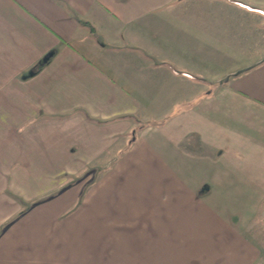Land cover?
Returning <instances> with one entry per match:
<instances>
[{
  "label": "crops",
  "instance_id": "obj_1",
  "mask_svg": "<svg viewBox=\"0 0 264 264\" xmlns=\"http://www.w3.org/2000/svg\"><path fill=\"white\" fill-rule=\"evenodd\" d=\"M255 225L264 0H0V264H264Z\"/></svg>",
  "mask_w": 264,
  "mask_h": 264
},
{
  "label": "rangeland",
  "instance_id": "obj_2",
  "mask_svg": "<svg viewBox=\"0 0 264 264\" xmlns=\"http://www.w3.org/2000/svg\"><path fill=\"white\" fill-rule=\"evenodd\" d=\"M256 21H257V19L254 20V22H256ZM233 23H234V21H233ZM239 29H240V27H239ZM260 226L259 225L258 226L255 225L252 228L253 230L251 231V234L253 233L252 234V238L255 239V241L258 242L259 245H262L263 244V239H264V237H263V235H264V227H262V225H260ZM262 250H263V255H264V246L262 247ZM263 263H264V259H263Z\"/></svg>",
  "mask_w": 264,
  "mask_h": 264
},
{
  "label": "trees",
  "instance_id": "obj_3",
  "mask_svg": "<svg viewBox=\"0 0 264 264\" xmlns=\"http://www.w3.org/2000/svg\"><path fill=\"white\" fill-rule=\"evenodd\" d=\"M91 29V28H90ZM92 30V29H91Z\"/></svg>",
  "mask_w": 264,
  "mask_h": 264
}]
</instances>
